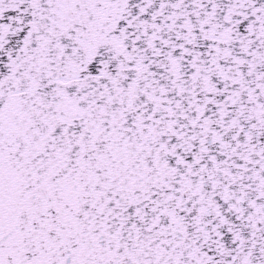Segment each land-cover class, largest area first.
Listing matches in <instances>:
<instances>
[{"label": "snow or ice", "instance_id": "obj_1", "mask_svg": "<svg viewBox=\"0 0 264 264\" xmlns=\"http://www.w3.org/2000/svg\"><path fill=\"white\" fill-rule=\"evenodd\" d=\"M0 264H264V0H0Z\"/></svg>", "mask_w": 264, "mask_h": 264}]
</instances>
